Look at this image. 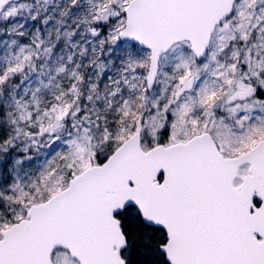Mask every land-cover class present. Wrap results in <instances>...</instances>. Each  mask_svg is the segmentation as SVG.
I'll return each mask as SVG.
<instances>
[{"label": "snow or ice", "instance_id": "snow-or-ice-1", "mask_svg": "<svg viewBox=\"0 0 264 264\" xmlns=\"http://www.w3.org/2000/svg\"><path fill=\"white\" fill-rule=\"evenodd\" d=\"M0 264H264V0H0Z\"/></svg>", "mask_w": 264, "mask_h": 264}]
</instances>
